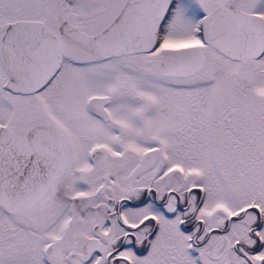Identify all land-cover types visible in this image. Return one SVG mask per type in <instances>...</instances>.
Wrapping results in <instances>:
<instances>
[{"label": "snow or ice", "instance_id": "snow-or-ice-1", "mask_svg": "<svg viewBox=\"0 0 264 264\" xmlns=\"http://www.w3.org/2000/svg\"><path fill=\"white\" fill-rule=\"evenodd\" d=\"M0 264H264V0H0Z\"/></svg>", "mask_w": 264, "mask_h": 264}]
</instances>
